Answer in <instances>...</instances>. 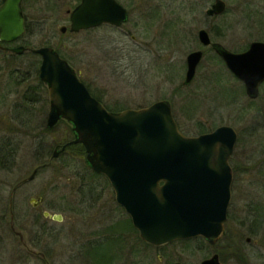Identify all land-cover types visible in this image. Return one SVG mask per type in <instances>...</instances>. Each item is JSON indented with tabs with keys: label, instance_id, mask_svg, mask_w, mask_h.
Segmentation results:
<instances>
[{
	"label": "rangeland",
	"instance_id": "obj_1",
	"mask_svg": "<svg viewBox=\"0 0 264 264\" xmlns=\"http://www.w3.org/2000/svg\"><path fill=\"white\" fill-rule=\"evenodd\" d=\"M80 1L23 0L28 44L57 49L109 110L138 109L166 99L186 135L198 136L221 125L238 132L224 238L216 245L192 238L159 248L123 225L127 241L117 250L114 264H200L215 253L226 264H264V226L255 234L254 222L264 206V84L252 104L243 82L198 40L199 29L206 28L214 41L234 52L264 41V0H225L227 10L213 18L205 10L214 0H118L130 11L129 21L121 27L62 32V26L70 27L68 11ZM198 49L204 57L196 78L185 85L187 56ZM41 60L33 52L17 58L0 52V149L7 145L9 155L17 154L8 169L0 165V217L6 216L0 220L3 264H46L26 251L17 261L20 243L10 229L11 208L27 239L44 211L64 217L62 223L46 220L57 229L56 264H73L89 237L130 217L117 203L107 177L93 174L85 154L67 149L70 144L53 157L56 149L75 139V132L64 119L53 128L47 126L48 87H35L36 64L40 69ZM31 92L33 100L25 96ZM38 146L47 150L43 166L36 158ZM36 168L34 179L27 180ZM39 196L44 200L34 206L32 199ZM85 259L84 254L77 264H87Z\"/></svg>",
	"mask_w": 264,
	"mask_h": 264
},
{
	"label": "water",
	"instance_id": "obj_2",
	"mask_svg": "<svg viewBox=\"0 0 264 264\" xmlns=\"http://www.w3.org/2000/svg\"><path fill=\"white\" fill-rule=\"evenodd\" d=\"M23 0H5L0 6V39L12 41L25 33ZM226 8L217 0L209 15ZM129 18L127 8L117 0H81L70 10L71 32L104 23L120 26ZM62 27V31H66ZM200 42L211 45L227 68L243 82L246 94L257 99L264 84V41L251 42L243 52H234L220 42H212L206 29L199 31ZM17 54L25 46L12 49ZM41 56L39 76L48 87L50 106L47 126L64 119L73 125L86 160L94 172L110 181L117 203L130 216L140 237L148 244L164 247L174 241L197 237L216 245L226 233L232 200L234 171L230 159L238 141L231 125H221L198 136L184 134L170 101L161 99L147 107L108 110L94 97L77 71L52 46L33 49ZM203 51L187 56L184 84L195 78ZM36 168L27 180H33ZM43 196L32 199L34 206ZM45 216L62 220L61 214L45 211ZM250 241V238H248ZM174 264H182L177 261ZM200 264H226L218 253Z\"/></svg>",
	"mask_w": 264,
	"mask_h": 264
},
{
	"label": "flooded vegetation",
	"instance_id": "obj_3",
	"mask_svg": "<svg viewBox=\"0 0 264 264\" xmlns=\"http://www.w3.org/2000/svg\"><path fill=\"white\" fill-rule=\"evenodd\" d=\"M216 1L217 0H214L211 4H209V6L205 10V14L209 18H213V17L219 16V15L223 14L227 10V2L225 0H223L225 2V4H226L225 10L222 13H220V14L209 15L208 14V11L210 9H212V7L216 3ZM4 2H5V0H0V6ZM22 7H23V13H24V16H25V33L23 35H21L19 38H17L16 40H12V41H4V40H1L0 39V52H4L6 54H11L15 58L20 57V56H23V55H25L28 52L35 53L33 51V49H35V48H32L31 45L28 44V42L26 41V37H27L26 35L28 33V28L29 27H28L27 18H26L25 12H24L23 1H22ZM127 10H128V13H129V18L122 25H124L125 23H127L129 21V19H130V11H129L128 8H127ZM195 10H196V8H195ZM68 12H69V17H70V10ZM103 25H109V26H113V27H121L122 26V25L115 26V25H112V24H109V23H104L102 25H99V26H96V27H93V28L101 27ZM70 26H71V20H70ZM62 27H66L67 28L66 31L68 29L70 30V27L69 28L67 26H62ZM62 27H61V30H62ZM93 28L85 29V31L86 30L87 31L88 30H91ZM201 29H206V28H201ZM201 29H199V31ZM81 31H84V30H81ZM81 31H79V32H81ZM199 31H198V40L200 42V39H199ZM207 32L209 33L208 30H207ZM72 33H78V32H72ZM209 35H210L211 41L212 42H215L213 40V38H212V36H211L210 33H209ZM201 45L203 47H205L206 49L209 48V49L213 50L216 53V51L213 49V47L211 45L204 46L202 43H201ZM18 46H25L26 47L25 52L22 53V54H17L15 52H13L12 49H14V48H16ZM198 50H201V49H198ZM35 54H37V53H35ZM37 55H39V54H37ZM203 57H204V51H203ZM200 63L198 65V67L200 66ZM198 67H197V70H198ZM196 74H197V71H196ZM195 78H196V75H195ZM85 84L88 87V89L90 90L91 94L93 96H95L99 101H101L103 103L102 99L100 97H98L96 94H94L95 92H93V90L91 89V87L89 86V84H87V83H85ZM103 105H105V104L103 103ZM85 155H86V152H85ZM11 206H12V202H11ZM63 218L64 217H62V220H60V221L59 220H55V219H53V218H51L49 216H45V211H44L42 217H37L36 218L37 221H38V223L37 222L34 223V225L32 227V231H34V234H33L32 238L27 239V237H26V231H25L24 227L22 226L21 229L17 228V226H18L17 218H16V216L13 213V210L11 208L10 229H11V232L14 235V237L15 238H18L19 243H20V247L16 249V252H17L16 255L18 256L17 257V261H20L21 260V258L24 255V252L26 251V254L27 255H29L28 253H30L33 256L40 257L41 259H43L46 262V264H56V243H57L56 230L57 229H56L55 224L47 223L46 220L52 219L54 221H57L59 223H62L63 222ZM5 219H6V216L0 217V220H5ZM117 224H119V223H117ZM19 225L21 226V224H19ZM113 227H114V225H110V227L107 228L106 233L103 232V233H101V235H99L100 233H98V236H96V237L95 236L94 237H89L88 238L89 241L86 243V241H87L86 240L82 244V247L78 250V253L76 254L77 257H75L72 260L73 261V264H77V261L78 260L81 261L84 254H85V257H86L85 260L87 261V264H114L115 263V260H116V252H117V250H119V249H121V247H123V245L126 243L127 239H124V237L122 236L123 237V241L120 244L117 242L118 246H116V243H115L116 251H115V249L114 250L112 249V252L109 254L113 258L112 257L110 258V262H109V260H107V261L104 262V260L102 258L103 257V250H102L103 248H102V245L104 243L107 244V245H109L110 242H112V244H114L115 239L120 235V233L119 232H116L115 228H113ZM124 234L125 233H123L122 235H124ZM250 240H251V238H250ZM20 256H21V258H20ZM0 264H3L1 256H0ZM16 264H19V263H16Z\"/></svg>",
	"mask_w": 264,
	"mask_h": 264
},
{
	"label": "trees",
	"instance_id": "obj_4",
	"mask_svg": "<svg viewBox=\"0 0 264 264\" xmlns=\"http://www.w3.org/2000/svg\"><path fill=\"white\" fill-rule=\"evenodd\" d=\"M217 55V54H216ZM218 56V55H217ZM219 57V56H218ZM220 58V57H219ZM221 59V58H220ZM222 60V59H221ZM36 75H37V79H39V83H38V85L37 86H35V87H37V88H39V90H40V88H43V86L44 85H46L45 84V82L44 81H42L41 79H40V77H39V66H38V64H36ZM27 79H28V77H27ZM245 89V88H244ZM261 95V94H260ZM25 96H26V98H30L31 100H33V96H34V93H26L25 94ZM259 98H260V96H259ZM258 98V99H259ZM258 99H250V101L252 102V104L253 103H255V101L256 100H258ZM106 106V105H105ZM107 107V106H106ZM108 108V107H107ZM109 109V108H108ZM47 130H50L49 128H47ZM5 146H7V145H3L2 147H1V149H0V165H1V167H2V169H8L9 167H7L8 166V164H12L13 163V160H14V158H16V153H14V155L13 154H11V155H9V153H7V151L5 150ZM41 148V146L39 147L38 146V148L36 149V153H37V156H36V158H37V160L39 161V164L40 163H42L41 164V166H43V164H45V161H44V158L46 157V155H47V150L45 149H40ZM67 149H69V150H76V153L77 154H85V147L82 145V144H72V145H70V146H67ZM9 152V151H8ZM15 152H17V149H15ZM14 156V157H13ZM93 174L94 175H98V173H95L94 171H93ZM259 208V207H258ZM256 215V217H255V219H254V222H255V225H256V227H255V234H260V232H258V231H256V230H259L260 228H262L263 226H264V206H262V209L260 208V212H259V209H258V213L257 214H255ZM123 225H125V226H127V228H128V231L129 230H134L136 233H139L138 232V230L134 227V225H133V223H132V221H131V218L129 217V219H128V221L127 222H125V223H119V224H114V227L113 228H115V230H116V232H119L120 233V235L115 239V242H114V244H112V242H110V244L109 245H107V244H103L102 245V250H103V260H104V262L105 261H107V260H109V262H110V258L112 257L111 255H109L111 252H112V249L114 250L115 249V251H116V248H115V243H116V246H118V244H117V242L120 244L122 241H123V233H125L124 232V230H123V228L121 227V226H123ZM124 227V226H123ZM125 228V227H124ZM199 238H201V237H199ZM203 239V238H202ZM142 240V239H141ZM140 240V241H141ZM143 241V240H142ZM147 244V243H146ZM125 245V244H124ZM123 245V246H124ZM149 245V244H148ZM121 246V245H120ZM152 246V245H151ZM121 248H123V247H121ZM113 258V257H112Z\"/></svg>",
	"mask_w": 264,
	"mask_h": 264
}]
</instances>
